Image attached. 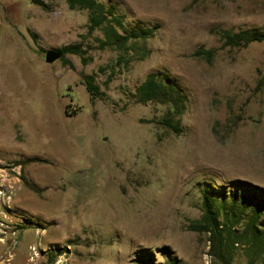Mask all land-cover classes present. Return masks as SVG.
<instances>
[{"label": "rangeland", "instance_id": "obj_1", "mask_svg": "<svg viewBox=\"0 0 264 264\" xmlns=\"http://www.w3.org/2000/svg\"><path fill=\"white\" fill-rule=\"evenodd\" d=\"M45 1L0 0V264H223L188 225L205 190L230 201L264 187V40L224 46L218 31L264 28V0H102L128 27L156 26L130 61L99 46L88 8ZM78 41L85 57L46 60ZM152 71L184 89L179 133L159 123L165 105L135 97Z\"/></svg>", "mask_w": 264, "mask_h": 264}, {"label": "trees", "instance_id": "obj_2", "mask_svg": "<svg viewBox=\"0 0 264 264\" xmlns=\"http://www.w3.org/2000/svg\"><path fill=\"white\" fill-rule=\"evenodd\" d=\"M44 8H49L45 0H32ZM73 8H88L89 30L96 28L104 30L105 37L100 38V47L112 46L119 49L122 54L130 53L127 57L130 61L133 57L144 58L150 52L147 40L156 34V26H132L125 23L124 15L119 12L115 4L109 5L102 0H67ZM218 33L224 46L241 47L253 41L264 40V28L246 27L238 30L223 28ZM63 53L72 52L82 54L85 57L87 49L82 41L64 44L61 48ZM216 48H198L194 54L212 59ZM263 82V78L260 83ZM87 89L91 97L95 98L101 94L100 86L95 81L94 74H88L85 78ZM135 97L138 101H155L165 105V113L159 123L173 129L177 133L182 131L179 119L186 105V94L180 84L162 71H152L146 75L144 80L136 89ZM31 159H37L32 157ZM22 164L23 160H18ZM243 186L245 191L240 193L235 190L230 201L225 194L218 199L217 195L208 190L203 194V213L200 218L192 221L188 227L193 230L209 233L211 253L223 263L232 264V248L237 242L248 245L250 264L264 254V187L259 185ZM253 190V192H251ZM229 205V207H228ZM224 216L222 217L221 210ZM243 222L244 226L240 232H236L234 225ZM167 264H178L177 258L168 257Z\"/></svg>", "mask_w": 264, "mask_h": 264}, {"label": "water", "instance_id": "obj_3", "mask_svg": "<svg viewBox=\"0 0 264 264\" xmlns=\"http://www.w3.org/2000/svg\"><path fill=\"white\" fill-rule=\"evenodd\" d=\"M63 51L61 49H48L46 51V60L53 61L56 58H59L62 55Z\"/></svg>", "mask_w": 264, "mask_h": 264}]
</instances>
